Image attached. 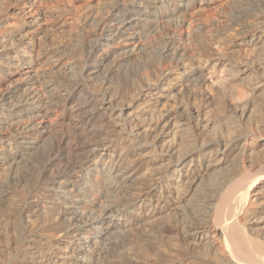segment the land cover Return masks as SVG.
<instances>
[{"label":"bare ground","instance_id":"1","mask_svg":"<svg viewBox=\"0 0 264 264\" xmlns=\"http://www.w3.org/2000/svg\"><path fill=\"white\" fill-rule=\"evenodd\" d=\"M82 1L0 0V264H264V0Z\"/></svg>","mask_w":264,"mask_h":264},{"label":"rangeland","instance_id":"2","mask_svg":"<svg viewBox=\"0 0 264 264\" xmlns=\"http://www.w3.org/2000/svg\"><path fill=\"white\" fill-rule=\"evenodd\" d=\"M186 1V0H185ZM184 1V2H185ZM86 1L83 0L80 2L81 4L85 3ZM163 5L164 8H168L170 5L173 6L171 3L167 4V2H164ZM232 9L229 10V16H231V23L229 26H225L223 28V36L227 35L228 33L232 32L234 22L232 21L234 18L244 16L243 13L237 9H234V7H231ZM174 20H170L169 22H161L158 23V25L151 31H148V34H143L140 38L137 39V43H139L140 46L143 44L151 43L153 46V49L157 52L158 55H160L159 59V66L162 67L169 63V60L167 57L164 58V50L167 45L169 37L173 34L174 30H176V26L178 24L177 20L173 18ZM222 36V37H223ZM223 38H220L219 40H216L214 43V48L217 50H222L221 48L225 49V46H221L223 44L222 41ZM251 52V51H249ZM247 52L242 57H248L252 56L251 53ZM250 55H249V54ZM248 55V56H247ZM230 81V77L223 66L220 65H210L206 69L204 73V86L206 88L214 89L217 87H224L226 86ZM237 87V88H236ZM235 87L236 96H234L236 99H244V95H246V91L242 90L244 94L241 93V89L239 86ZM228 98V100H227ZM225 100V108H228L231 104H233L235 101V98L227 97ZM230 98V99H229ZM256 112V113H255ZM228 117L226 120L222 121V125L220 124V128L218 131V135H221L223 139H228L232 133H235L236 130H240L244 127L251 129L253 141L257 143V152L255 153L256 158L261 155V153H264V106L259 107L257 111L255 110L249 117H245L242 115V110H230L228 112ZM229 122V123H228ZM188 133H190V137H193L200 132L199 131V123L196 119H191V121L188 122ZM229 128V130H228ZM196 132V133H195ZM198 132V133H197ZM195 133V134H194ZM225 137V138H224ZM263 142V143H262ZM262 143V144H260ZM260 144V145H259ZM247 170L250 171L251 168L247 166ZM178 221H175V223Z\"/></svg>","mask_w":264,"mask_h":264}]
</instances>
